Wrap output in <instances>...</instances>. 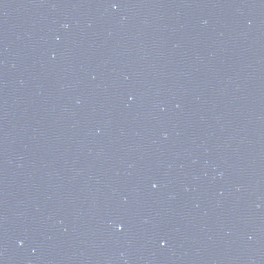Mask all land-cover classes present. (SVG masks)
<instances>
[{
    "label": "water",
    "instance_id": "obj_1",
    "mask_svg": "<svg viewBox=\"0 0 264 264\" xmlns=\"http://www.w3.org/2000/svg\"><path fill=\"white\" fill-rule=\"evenodd\" d=\"M0 264H264V0H0Z\"/></svg>",
    "mask_w": 264,
    "mask_h": 264
}]
</instances>
